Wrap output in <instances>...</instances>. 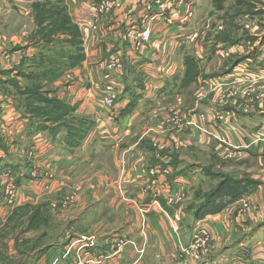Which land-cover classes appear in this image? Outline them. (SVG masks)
<instances>
[{"label": "crops", "instance_id": "0c3cea01", "mask_svg": "<svg viewBox=\"0 0 264 264\" xmlns=\"http://www.w3.org/2000/svg\"><path fill=\"white\" fill-rule=\"evenodd\" d=\"M257 1L252 3L256 7L251 16L242 15L238 20L229 17L230 21L229 18L225 21L223 18L215 17L216 19L210 22V25L214 27L213 35L199 44L195 53L190 55L199 73L196 78L200 86L198 97H209L206 90L230 85H239L242 88L260 82L264 84V72L257 66L258 59L264 53V7L260 8L264 0ZM43 3L60 4L65 8L67 17L81 30L80 41L84 49L80 52L82 59L70 68V73L59 74L58 78L51 83L53 90L56 91L54 96L67 101V104L75 111V115L91 118L95 136L97 135L112 146V150H116L127 138L132 137L133 130L144 121L146 122L151 113L158 111L163 116V106L151 108L155 105L154 99L169 95L175 88V84L177 86L182 74L173 65L168 67V72L165 74L158 71L159 68L167 67L165 63V67L163 65L162 54L178 46L181 49L183 43L178 44L177 39L180 35L177 36L179 33L177 28L176 31L174 29L172 31L168 28L169 26L166 28L163 24L155 26L153 32L155 48L149 47L141 58L146 65L142 68L141 62L136 65L129 60V57L124 59V71H126L121 77L123 95L119 99L121 102L116 103L114 107L113 116L109 115L103 109L102 96L98 89L108 81L111 75L104 71L103 61L109 49L115 48L120 52L129 48L125 41L119 40L120 32L125 24L124 22L120 25V22L129 19L131 11L136 9L139 0H121V8L114 9L101 18L97 27V36L93 38H89L88 34V29L91 28L90 23H85V17L90 13L88 0H29L27 2L0 0V109L4 121L10 127L9 132L13 134V138L5 144L6 147L0 146V227L11 214L9 209L11 207L7 206L1 195L7 183H14L18 187L19 204L29 203L36 206L43 196L45 184L49 183L53 188H64L65 182L70 184L73 176L82 172L83 167H87V160H89L83 156L88 145L85 140L79 147L69 149L61 135L52 139L45 132L30 133L29 123L15 105L16 97L8 93L15 89L11 83L12 79L23 90V87H29V84H24L25 82L31 83L33 76L36 78L45 72V61L47 63L49 60L54 61L56 57L65 61L71 54L69 34L57 33L51 37L50 41L41 36L39 25L35 22L34 4ZM15 16L22 20L29 19L33 24L34 28L28 39L23 40L21 36L10 33L7 21ZM231 25L232 29L234 26L239 28V36L232 30L227 35H220L226 27ZM218 35L220 38L217 39ZM22 36L25 35L22 33ZM205 46L209 49L207 54H205L207 51ZM204 60L206 69L203 71L199 65ZM131 70L136 71V74L127 72ZM47 74L51 75L49 71ZM68 75L71 76L68 77ZM135 95L139 96L135 108L121 117L131 97ZM227 109L229 111L228 107ZM244 111L249 118L264 119V110L251 107ZM255 122L247 123L254 126ZM155 124L156 121L152 126ZM209 125L215 133H220L223 129L221 127L223 122L214 124L209 121ZM248 129L250 130V127ZM255 139L250 137L249 142L246 143L254 144L252 142ZM135 142L133 145L136 146H131L119 154L121 157L112 168L113 177L101 178L102 183L99 184L103 194L101 201L90 207L87 206L80 217L85 228L88 224L91 225L94 215H99L96 216L98 217L95 220L96 225L103 228L105 224H111L116 229L89 237L72 236L67 243H63L62 239L55 241L47 250L48 253H52L54 264H75V260L83 250H90L93 256H106L103 262L85 264H264V174H252L259 184L251 194L228 205L220 213L207 216L210 219L212 240L215 244L210 254L200 262L187 260L182 262L174 242L178 239L182 241L181 245L187 246L191 240L194 224L184 205L188 199H184L183 203L176 207L163 205L165 213L153 212L147 215L139 210V205L143 206L144 201L137 194L138 182L134 181L135 176L132 174L143 162L137 165L131 164L129 172L125 169L122 160L126 155L135 159L143 155L145 159H149V154L143 153L147 151V148L141 145L137 147L138 139H135ZM32 168L37 170V179H31L28 175ZM41 168L54 170L57 179L39 181ZM260 177L261 179H258ZM111 178H114L113 184L107 181ZM178 179L184 182L182 176ZM16 181L19 185H16ZM119 212L122 219L117 220L114 215H118ZM174 224L179 225L181 229L179 233H175ZM120 238H124L127 245L119 252L112 253L109 246L113 240ZM141 242L144 246H140ZM40 254L43 252L37 250L29 257L32 259Z\"/></svg>", "mask_w": 264, "mask_h": 264}, {"label": "rangeland", "instance_id": "374dc122", "mask_svg": "<svg viewBox=\"0 0 264 264\" xmlns=\"http://www.w3.org/2000/svg\"><path fill=\"white\" fill-rule=\"evenodd\" d=\"M89 1L90 0H88V2ZM253 2L257 3L258 1L200 0L195 16L191 22L185 26H180V22L168 23L170 24L168 28L172 31H176V28L178 29L179 33L177 36L180 35L177 39L178 44H183L181 49H179L178 46L174 50L169 49L162 54L163 65L165 63L167 67L165 69L159 68L158 71L165 74L168 72V67L173 65L176 70L180 73L182 72L178 84L177 86L175 84V88L170 91L171 93L169 95H163L161 98L157 97L154 99L155 105L151 108L163 106V116H161L158 111L151 113L149 115L150 119L148 117L146 122L144 121L138 125L133 130L132 137L129 139L127 138L116 150H112V146H109L108 143L101 140L97 135L95 136L94 130L92 129L93 121L91 118L75 115V111L72 110L71 107V109H67V114L61 121L56 123L57 126L65 124L70 127L73 126V128H80V123H82L81 125L83 126L84 122L87 124V120L89 123H92L91 127L85 128L86 125L85 127L83 126L86 131L82 142H84V140L88 142L87 148L83 153L84 158L89 159L87 160V169L83 167V169H81L82 172L75 174L73 176L74 178L70 180V184L65 182L62 178L63 182H65L64 188H53L49 183L45 184L43 186V196L36 206H32L29 203H25V205L19 204L18 187H16L14 183L4 186L1 195H3L7 206L11 207L9 208L11 209V214L0 227V264H54L52 253H48L47 250L50 248L49 245H53L55 241L62 239L63 243H67L72 236L89 237L103 234L111 229H116V227H113L111 224H105L103 228H101L100 225H96L97 222H95V220L98 219L96 216L99 215H94L91 219V225L88 224V227L86 226L85 228L80 217H82V212L87 206L90 207L101 201L103 198V194H101L102 187L99 186V184L102 183L101 178L113 175L112 168L121 157H119V154L123 150L129 149L131 146H136L133 145L136 143L135 139H138L139 144H137V147L141 145L147 148L148 152L146 151L143 153L146 155L149 154V159H145L146 157L143 155L137 156L136 159L126 155L122 158L125 169L129 171L131 170V164L135 163L137 165L142 162L140 166L142 168L155 166L158 163L156 162V157L158 156L160 158L159 162H164L172 166L174 170L172 178L179 176L184 178V184L179 186L184 189L182 191L183 199L180 205L183 203L184 199H188L189 202H185L184 205L187 207L191 204H195L194 207H196L200 204L202 197L207 196L214 190L217 184L224 178L235 181H258L257 178L252 177V174H264L262 172L264 171V141L255 139L252 142L254 144L246 142L250 137L256 138L257 136L259 138V129L264 124V119L262 120V118L260 119V117L257 116L256 120L252 117L249 118L247 112L244 110L250 109L251 107L252 109L264 110V84L260 82L250 87L244 86L242 88L239 85H230L215 90H206L210 95L209 97H198L197 94L198 91H200L198 90L200 86H198L196 78L199 73L196 71V66L191 64L190 61V55L195 53L198 45L207 38H211L213 35L214 27L210 25V22L215 17L223 18L226 21L229 17L238 20L242 15L251 16L253 9L256 7L255 4H252ZM137 6L134 11L132 10L133 12L131 11V15L141 11ZM262 6L264 7V1L260 8H262ZM16 17L17 16L7 21L9 23L7 27L10 33L21 36L23 40L28 39L29 34L34 28L33 24L29 19L25 18L22 20ZM2 20L4 21L5 19ZM124 22L128 24L130 21L128 19L122 20L120 25ZM68 23L73 34L79 33L80 35L81 30L70 20ZM86 23L88 24L87 21ZM92 23L93 21H90L91 28L88 29L89 38L97 36L98 28L95 27V24L92 28ZM232 28V25L231 27H226L220 35H227L230 33V30H232L239 36V28L236 26H234V29ZM22 33L25 35L24 37ZM220 35L216 36V38H220ZM119 40L124 41L121 37ZM81 43L82 41L79 43V48L80 52H83L84 49ZM205 49L207 50H205V54H207L209 51L208 46H205ZM117 52L118 51H115V53ZM118 53L121 60L129 57V60L136 65L138 62H141L140 67L142 68L146 65L145 62H142L141 58H143V56L137 58L136 55L131 52V48L122 50ZM204 57L206 58V56ZM58 63H60L61 66L60 69H55V72L59 71L60 75L62 73H70L69 70L73 67V62L61 63L56 59L55 66H58ZM51 65L52 62L48 64L45 61L44 68L46 73ZM204 65L205 60L199 65L203 71L206 69ZM157 66H159L158 63ZM104 71L106 72L105 69ZM70 76L68 75V77ZM54 77L58 78V75L55 74ZM13 80L14 79L11 80V83L15 86L16 84ZM54 80V78H49L47 74L41 79L39 84L41 95L38 99L44 102L41 103L37 101L38 103L40 102L39 108L41 109H47L48 106L53 107V103H58V105L63 104L64 106L67 105L69 107L67 101L65 102L63 99H57V97L54 96L56 91L53 90L51 84ZM67 80H69V78H67ZM24 84H29V88L31 87V83L25 82ZM64 84H66L65 81ZM104 85L105 84H102L101 87ZM18 88L22 89V87L19 86ZM26 88V86L23 87V90ZM8 93L17 98L20 97L15 89L8 91ZM119 102L121 101H117V103ZM105 112L108 113L110 111L105 110ZM199 112L205 114L206 119L204 122L201 120L199 121ZM212 117H214V119L220 117L219 120L216 119V122H223L221 126L223 129L220 133H215L213 128L209 125V121L214 122ZM156 119L163 120L164 135L167 133L168 135L166 136H171L174 140H168L166 147L163 148V151L159 152L153 147L155 137L151 138L153 135L156 136V133L153 131L158 130L152 126ZM170 119L176 122L175 127L170 122ZM253 121H256L254 126H250V124L247 123H253ZM249 127L250 130L248 129ZM62 131L65 132V129H62ZM11 138H13L12 132H5L3 134L0 131V146L6 147L5 144H8ZM163 143H165L164 139ZM183 166L184 168H182ZM36 171V168H32L28 173L31 179H37ZM55 173L56 172L50 168H41L39 172L41 177L38 180L41 182L43 179L45 181H53L57 179ZM258 179H261V177ZM107 181L113 184L114 178L107 179ZM114 216L117 220L119 218L122 219L121 212ZM16 218H20L21 220H17ZM209 220L210 219L207 217L198 221L192 220V224H194L193 231L201 222L211 231ZM174 231L175 233L181 231L179 225L176 226L174 224ZM212 237L211 232V238L208 243V255L215 246ZM123 239L124 238H121V240ZM116 241L117 239L113 240L112 244H116ZM180 242L182 241L178 239L174 242L178 251H180L182 247H185V245H181ZM216 244L220 246L219 243ZM140 246H144L142 242ZM109 249L112 253L119 252L117 248L112 249V247L109 246ZM37 250H41V253L43 252L44 255L40 254L38 257L31 259L29 256L34 254ZM182 262H184V260H182Z\"/></svg>", "mask_w": 264, "mask_h": 264}, {"label": "built area", "instance_id": "2783aa9c", "mask_svg": "<svg viewBox=\"0 0 264 264\" xmlns=\"http://www.w3.org/2000/svg\"><path fill=\"white\" fill-rule=\"evenodd\" d=\"M27 2L29 0H22ZM138 3V9L141 10L134 15L129 17V23L124 24V28L120 32V37L128 44L131 48V52L140 58L144 55V52L149 48H155L153 40L154 27L163 24L164 27H168V23L180 22V26H185L195 16L196 9L200 0H141ZM121 0H90L89 10L90 13L85 17V20L90 23L93 21L92 28L98 27V23L102 17L110 14L113 9H119L121 7ZM85 21V23H86ZM131 23V24H130ZM87 24V23H86ZM130 24V25H129ZM181 28V27H179ZM177 42V41H176ZM175 42V43H176ZM115 48L108 50L106 60L103 62L104 69L106 72L111 74L108 81L105 82L104 86L99 89L102 96V105L104 110H109L107 114H113L114 107L123 95V84L121 77L124 75V60H121L119 53H115ZM119 57V58H118ZM257 61L258 68L264 72V53L260 56ZM113 116V115H112ZM199 121L204 122L206 116L203 112L198 114ZM219 120L220 117L214 119ZM154 125L157 128L155 143L153 147L156 151H163L166 147L168 140L174 141L171 136H166L163 133V120H155ZM170 122L176 125L173 119ZM217 123V122H216ZM264 123V122H263ZM0 131L1 133L9 132L10 127L3 119V114L0 109ZM259 138L264 141V124L259 129ZM163 139L165 143H163ZM158 163L155 166L149 167H138L133 171L137 184V194L139 198L144 201V205H139V210L143 214L150 215L153 212L165 213L163 205L166 207L179 206L183 197V188L179 187L184 182L180 181L178 177L172 178L174 170L170 164L159 162V157H156ZM12 183H7L10 185ZM13 190V189H12ZM11 190V191H12ZM14 191V190H13ZM13 193V192H10ZM211 238V231L206 228L203 223H199L192 234L190 243L182 247L179 251V256L182 260L200 262L203 258L208 256V243ZM125 240V239H123ZM117 239L116 244H111L112 249L117 248L120 251L124 246L127 245L126 240L123 241ZM89 247V246H88ZM90 248V247H89ZM87 249V248H86ZM83 250V249H82ZM106 259L105 255L93 256L90 250H83L81 255L75 260L76 264H85L87 262L99 263Z\"/></svg>", "mask_w": 264, "mask_h": 264}, {"label": "trees", "instance_id": "16d2710c", "mask_svg": "<svg viewBox=\"0 0 264 264\" xmlns=\"http://www.w3.org/2000/svg\"><path fill=\"white\" fill-rule=\"evenodd\" d=\"M35 11V22L39 25L40 34L43 36L45 40L50 41L53 35H57V33L65 32L70 35L71 39L69 40L71 47V54L65 61H61L60 58L56 57L58 61L61 63L73 62L72 66L77 65L82 59L80 55V35L79 33L73 34L69 25V18L65 14V8L60 4H34ZM62 53V52H61ZM58 55V53H57ZM55 59V60H56ZM54 61L49 68V72L51 75L49 78H54V75L57 74L59 76V71L55 72V69H60L61 64L58 63V66H55ZM191 64L194 65L192 58L190 57ZM187 62V61H186ZM126 71V70H125ZM124 71V73H125ZM129 74H136V71L133 70L127 71ZM46 72H43L41 75L36 78L33 76L31 79V87H27L22 90L18 88L17 84L15 85V89L17 90V94L20 97H16L15 105L17 108L21 110L24 119L27 120L30 127V133L35 134L37 132H45L49 134L52 139H56L57 136L61 135L62 139L65 141L67 147L69 149H75L80 146L82 139L85 137V128L92 126V123L88 122L87 124L84 122L83 128L80 123V128L73 126H67L65 124L57 126L56 123L61 121L65 115L67 114V109H71L70 106H64L63 104L53 103L52 106H48V108H39L40 101L38 97L41 95L39 84L41 79L46 76ZM48 75V74H47ZM139 100V96L135 95L131 97L129 101V105L127 108L121 113V117L131 112L135 106L137 101ZM37 101H40L39 103ZM73 110V109H72ZM43 119V120H41ZM61 126V127H60ZM65 129V132L62 131ZM16 185H19V182H15ZM258 181L247 182L246 180L235 181L228 178L222 179L217 186L212 190L207 196L202 197V200L199 205L196 207L195 204H191L187 206L186 212L191 215L193 221L202 220L208 215H215L223 211L228 205L238 201L239 199L251 194L258 186Z\"/></svg>", "mask_w": 264, "mask_h": 264}]
</instances>
